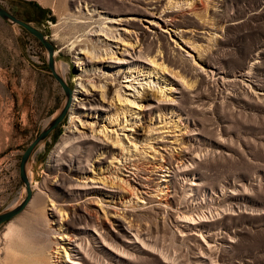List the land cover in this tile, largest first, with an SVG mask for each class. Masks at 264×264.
Returning <instances> with one entry per match:
<instances>
[{"label":"rangeland","instance_id":"374dc122","mask_svg":"<svg viewBox=\"0 0 264 264\" xmlns=\"http://www.w3.org/2000/svg\"><path fill=\"white\" fill-rule=\"evenodd\" d=\"M0 5L52 42L71 104L74 92L90 88L109 105L90 116L70 106L32 151L25 166L31 197L0 225V264H28L34 240L45 239L55 250L57 237L65 236L72 239L66 248L74 264H264V0ZM81 49L97 59L93 66L78 64ZM110 82L109 92L99 87ZM145 92L153 96L150 105ZM63 100L40 42L0 20V212L22 198L19 156ZM85 128L103 131L108 145L118 148L111 140L119 138L129 148L120 155L122 165L114 163L124 168L117 176L135 187L142 183L144 194L131 197L122 185L125 198L119 200V189L92 181L100 178V166L111 167L110 153L117 156V150L95 162L91 141L78 136ZM60 182L64 193L73 194L70 201L53 187ZM75 182H90L88 195L70 188ZM37 194L43 200L33 208ZM68 204L78 205L76 214L63 210ZM107 205L125 219L120 233L116 224L104 226L112 232L104 241L80 215L96 211L104 220ZM26 214L32 219L19 229Z\"/></svg>","mask_w":264,"mask_h":264},{"label":"bare ground","instance_id":"6f19581e","mask_svg":"<svg viewBox=\"0 0 264 264\" xmlns=\"http://www.w3.org/2000/svg\"><path fill=\"white\" fill-rule=\"evenodd\" d=\"M81 51L78 53V55H80L79 58H78V64L85 65V66H87V65L93 66L94 65V59L95 60H97V59L96 58H93L92 55H91V53L88 50L81 49ZM113 54L114 53L110 54V57H109L110 60L113 59V57H112ZM118 60L121 61L122 63H126V61H125L124 58H122V59L120 58ZM124 81H126L127 83H131L132 80L130 78H128V77H125V80ZM110 84H111V82L110 83H107V86L104 85V86H99V87L102 88V89H105V90H107V92H109L110 91V88H109V85ZM130 86H131V84L126 85L127 90H129ZM93 87H96V86H92V88ZM143 92L144 91H142V92L139 93V95H140L139 97H141L143 95ZM74 93L75 94H74L73 102L71 104V101H72V99H71L70 104H69V112H70V106H71V109L72 110L73 109L74 110L81 109V110L85 111V114L86 115L90 116V114L93 113V112L94 113H97L99 111L100 112H105V111H107V109L109 107V105H107V103L104 101V95H103V93H100L99 94V97H97L98 95H96V93L92 92V89H90V88L89 89L87 88L84 91H79V92H74ZM72 94H73V92H72ZM77 94L79 96H77ZM144 94H145L144 100L147 102L148 105H150V102L153 99L152 94L151 93H146V92ZM128 102H130V101H128ZM130 128L131 127H129V129H127V130H132ZM137 130H138V126H136L135 129H133V131L136 134H137ZM87 132H89V134ZM100 134L101 135L103 134L104 135V138L110 139L109 137L107 138V135L103 131H99V133L97 134V132L95 130L88 131V128H85V130L78 132V136L79 137H82L83 139L86 138V139H89L91 141L92 149L96 153L95 162H97L99 164L102 163V158L104 157V155H106L107 153H109L110 151H112V149L113 150L114 149L117 150V153H116L117 156H114L113 155V154H115V152L114 153H110L111 154V158L113 159V161H111V162H113V164H111V167L112 168L109 167V165H107L105 167L100 166L99 167V170L102 171L100 178L92 179V181L95 180V181H97L96 183H102L104 186L109 187L110 190L119 189L118 190V193L120 195L119 196V200L120 199L123 200V198H125L124 195H123L124 192L122 191V185H126L127 187H129L131 189V191H133L132 195H130L131 197L132 196L133 197L137 196V193L138 194H140V193H143L144 194L145 192L143 190L140 191L139 189H140V187L145 186V185H142V183H140V184L139 183H135L138 186V187H135V185H130V183H128L127 178L122 179L121 176L120 177L117 176V172H118V174H121L120 171H119V169H121V168H122V170L124 169L122 166L121 167L120 166H114L115 165L114 163H116L117 165L118 164L119 165H122V160L120 159L121 158L120 155L122 154V151H123V149L125 147L122 145V143L120 142L119 138L118 139L115 138V139L111 140V142L114 145L116 144V146L117 145L119 146L118 148H116L115 146L108 145V143L105 142V139L102 138V136ZM66 142H67V139H63L60 142V144L58 145L57 148L59 150L63 149L64 146H66ZM131 145H133V144H131ZM128 149H127V147L125 148L126 151ZM110 154H108V155H110ZM108 155H107V157H108ZM123 163H124V161H123ZM158 166H159L160 169H161V167H163L162 164H159ZM125 171H126V169H125ZM105 173H107L109 176L108 177H105L104 176ZM86 180H89V178H87ZM163 181L166 182L165 180H163ZM88 183H90V182H78V183L75 182V183H73V186H71L70 188H72V187H75V188L78 187V189H83L84 190L83 191V194H87V191H86L87 188L86 187L89 185ZM53 187L57 188V190H59V192L63 194V197H67L68 200L70 201V198L73 196V194L72 193H66V192L64 193V190H63V182L53 183ZM165 189H166V192L168 193V191H169V185L168 184L165 185ZM158 191H160V193L162 192L161 189H158ZM110 192L113 193V191H110ZM138 197H140V196L138 195ZM42 200H43V198L39 194H37V195L34 196L32 202L30 203V206L33 207V208H35L37 206V204H39V202H41ZM127 202H130V201L128 200ZM51 204H52V206L55 207V205H54L55 203H53L52 200H51ZM38 208H40V207H38ZM38 208L36 209L37 211H39ZM103 209L105 210V214H106L105 215L106 217H104L105 218L104 220H102V219L100 220L98 218L96 211H88L86 209L83 210L84 213H83V215L82 214L80 215V218H83L84 220H87V221H92L93 228L103 237V240L105 241L106 239L107 240H110L111 236H109V234L112 233V232L110 230L108 231V229H106L104 226L109 225V227H111V229H112V224H116V226L119 228L118 231L120 233V230L122 229V226L121 225L123 223V221L121 219H125V218H122L121 217V219H119L120 216H119L118 212L115 211V210H111L108 205L105 208H103ZM63 210L64 211H68L71 215H74V214H76V211H78L79 209H78V205H74V204H70L69 205L68 204L65 207V209H63ZM37 211L36 212L34 211L35 212L34 214H38ZM111 213L113 215H111ZM34 214H32V215H34ZM36 216H38V215H36ZM27 218H29V216L26 214V216L22 217L16 223V225L19 227V229H22L23 228V225L26 223L25 220ZM106 218H107V220L108 219L110 220L111 218H114L115 220H113L112 223H109L110 221H108V223H107ZM29 219H32V218H29ZM37 219L39 220V218H37ZM33 220L34 221L36 220L35 217H33ZM190 220H192V219H190ZM24 226L27 227L26 225H24ZM59 227H61V225H59ZM34 232H37V231H34ZM38 233H39V231H38ZM44 233H46L45 235H48L49 234L47 231L44 232ZM36 237H38V236H36ZM58 240L62 241L63 243L62 242H58ZM66 240H68L69 243ZM71 240L72 239H70V236H69V238L66 237V236H65V238L64 237H57L56 242H54L57 248L55 250H53V249H50L49 246L46 245L45 239L44 240L43 239H40V237L37 238L36 240H34V244H32V246L30 248V252H28V254L30 256L29 263L28 264H67V263L74 264V262L71 263L70 253L68 252V248H66L67 245H69L70 242H72ZM64 241H66V243H68V244H65ZM78 245H80V243H78ZM108 246H111L110 243L108 244ZM20 247H21V244H20ZM24 248H27V247H24ZM58 248L63 250L65 259H67L63 263H62V256H60V253H59V249ZM81 248H83V247H81ZM69 250H71V249H69ZM28 254H26V255H28ZM75 264H77V263H75Z\"/></svg>","mask_w":264,"mask_h":264},{"label":"water","instance_id":"95a60500","mask_svg":"<svg viewBox=\"0 0 264 264\" xmlns=\"http://www.w3.org/2000/svg\"><path fill=\"white\" fill-rule=\"evenodd\" d=\"M0 20H2L3 22L9 25H17L21 27L40 42V44L42 45V47L46 52V65L48 71L52 76V78L54 79V81L61 88L64 96V100L59 111L38 131V133L24 147L23 151L19 156L17 171H18V180L23 189V196L15 206L11 207L8 210L0 212V225H1L4 222L8 221L9 219L13 218L18 213H20L29 202L31 197V189L25 169L26 162L32 151L36 148V146L51 133V131L59 124V122L65 117V115L69 111V104L71 101V89L55 69L53 44L43 34V32L31 26L29 23L21 20L20 18L14 16L12 13L7 11L1 5H0Z\"/></svg>","mask_w":264,"mask_h":264}]
</instances>
